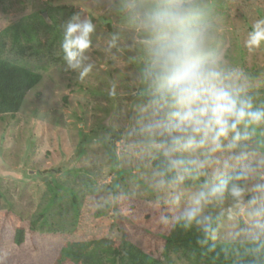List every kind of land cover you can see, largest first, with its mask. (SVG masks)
I'll list each match as a JSON object with an SVG mask.
<instances>
[{
	"label": "rangeland",
	"instance_id": "rangeland-1",
	"mask_svg": "<svg viewBox=\"0 0 264 264\" xmlns=\"http://www.w3.org/2000/svg\"><path fill=\"white\" fill-rule=\"evenodd\" d=\"M210 2L218 55L252 77L256 102L264 104V47L245 46L252 25L264 19V0ZM110 5L111 0H0L4 58L41 77L15 115L0 116V223L9 236L17 227H32L39 248L87 242L91 249L94 240L117 247L123 221L154 229L128 201L118 203L119 196L165 205L151 185L152 167L124 135L138 101V53L132 32ZM73 14L96 26L88 52L94 67L83 81L60 55L63 26ZM111 34L119 39L109 51ZM233 223L221 222L216 244H229ZM161 263L196 264L180 254L161 257Z\"/></svg>",
	"mask_w": 264,
	"mask_h": 264
},
{
	"label": "clouds",
	"instance_id": "clouds-1",
	"mask_svg": "<svg viewBox=\"0 0 264 264\" xmlns=\"http://www.w3.org/2000/svg\"><path fill=\"white\" fill-rule=\"evenodd\" d=\"M110 6L138 53V101L124 135L152 167V187L176 213L175 223L199 231L204 244L217 239L225 218L234 221L229 245L250 264H264V104L256 102L252 77L218 55L213 4L111 0ZM63 28L60 55L83 81L94 67L88 52L96 26L73 14ZM118 39L111 34L109 51ZM245 46L264 47V19L252 25Z\"/></svg>",
	"mask_w": 264,
	"mask_h": 264
},
{
	"label": "trees",
	"instance_id": "trees-1",
	"mask_svg": "<svg viewBox=\"0 0 264 264\" xmlns=\"http://www.w3.org/2000/svg\"><path fill=\"white\" fill-rule=\"evenodd\" d=\"M4 54L5 42L0 35V116L15 115L26 94L41 79L38 73L7 61ZM122 199L128 201L131 210L141 212L154 229L149 231L123 221L122 238L117 247L94 240L91 249L87 242L39 248L32 227L28 231L17 227L13 236H9L0 223V264H64L66 261L71 264H162L161 257L169 254H180L196 264H237V261L250 264V258L238 257L229 244H216L212 240L204 244L199 231H185L172 219L176 213L168 206H154L122 196L118 203ZM164 216L169 218L167 222L162 219ZM230 247L232 250L226 252Z\"/></svg>",
	"mask_w": 264,
	"mask_h": 264
},
{
	"label": "water",
	"instance_id": "water-1",
	"mask_svg": "<svg viewBox=\"0 0 264 264\" xmlns=\"http://www.w3.org/2000/svg\"><path fill=\"white\" fill-rule=\"evenodd\" d=\"M43 17H44L45 21H47V22L49 23V21H48L46 15H44Z\"/></svg>",
	"mask_w": 264,
	"mask_h": 264
}]
</instances>
